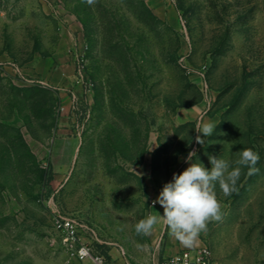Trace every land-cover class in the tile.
<instances>
[{
	"label": "rangeland",
	"instance_id": "374dc122",
	"mask_svg": "<svg viewBox=\"0 0 264 264\" xmlns=\"http://www.w3.org/2000/svg\"><path fill=\"white\" fill-rule=\"evenodd\" d=\"M65 30L62 89L50 73ZM199 101L202 116L180 123ZM201 122L217 125L204 145ZM243 149L259 171L242 168L230 195L216 184L222 218L196 241L224 264H264V0H0V264H82L53 229L60 215L92 226L97 249L154 264L169 230L135 225L163 215V185L190 151L210 169V155L235 167Z\"/></svg>",
	"mask_w": 264,
	"mask_h": 264
},
{
	"label": "clouds",
	"instance_id": "9594fccd",
	"mask_svg": "<svg viewBox=\"0 0 264 264\" xmlns=\"http://www.w3.org/2000/svg\"><path fill=\"white\" fill-rule=\"evenodd\" d=\"M92 4L93 0H85ZM217 125L212 122H201L195 127L197 133L195 142L205 144L204 138L213 135ZM196 151H190L186 158L189 166L181 173L173 174L172 180L163 185L157 199L163 208V215L149 214L140 219L135 225L137 235L148 236L154 226L163 223L169 230V235L186 247L194 245L202 232L207 231L209 222L220 221L221 204L215 193L218 183L225 195L236 191L237 182L242 168H247L248 175L259 171L256 167L260 156L252 149H243L239 152V159L235 167L223 158L209 156L211 168H206L201 162L191 163Z\"/></svg>",
	"mask_w": 264,
	"mask_h": 264
},
{
	"label": "built area",
	"instance_id": "2783aa9c",
	"mask_svg": "<svg viewBox=\"0 0 264 264\" xmlns=\"http://www.w3.org/2000/svg\"><path fill=\"white\" fill-rule=\"evenodd\" d=\"M73 55L76 63V80L83 81L87 68L85 51L73 48ZM53 229L69 258L78 260L82 264H141L133 262L124 249L120 250L119 256H115L111 251L97 249V241H102L99 239L96 230L75 216H58L53 223ZM154 264L224 263L214 256L210 246L201 244L192 248L180 249L173 254L163 255Z\"/></svg>",
	"mask_w": 264,
	"mask_h": 264
},
{
	"label": "crops",
	"instance_id": "0c3cea01",
	"mask_svg": "<svg viewBox=\"0 0 264 264\" xmlns=\"http://www.w3.org/2000/svg\"><path fill=\"white\" fill-rule=\"evenodd\" d=\"M79 26L75 25L77 29ZM75 35L70 30H65L63 32L61 41L59 42L57 51L54 54L57 63L55 64V69H53V73L51 75V81L54 83L60 84V88L67 89L69 86L68 76H71V72L74 69L73 63L70 59V49L74 43ZM54 59V60H55ZM205 109V105L203 101H199L190 107H186L181 109L177 113V120L180 123H185L187 121H196L199 117L202 116V113ZM199 245L197 241H195L194 245L191 247H186L182 245L179 241H177L172 236L169 237V244L166 247V252L164 255L173 254L180 249L183 248H192Z\"/></svg>",
	"mask_w": 264,
	"mask_h": 264
}]
</instances>
